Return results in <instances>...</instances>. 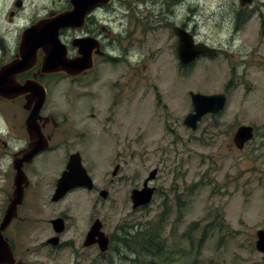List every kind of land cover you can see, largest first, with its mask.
<instances>
[{"label": "flooded vegetation", "instance_id": "obj_1", "mask_svg": "<svg viewBox=\"0 0 264 264\" xmlns=\"http://www.w3.org/2000/svg\"><path fill=\"white\" fill-rule=\"evenodd\" d=\"M234 6L229 8V14L213 21L201 17L204 4L198 0H0V161L8 157L5 206L0 221L14 189L15 166L19 165L24 174L16 217L3 231L15 261L27 264L17 250V242L7 236L18 228L46 233L39 245L49 252L66 247L72 248L75 256L83 257L81 249L98 248L94 241L85 244L96 217L87 221L76 250L73 239L62 238L68 228L67 214L55 212L52 206L68 193L73 205H86L95 187L89 170L92 163L86 161L85 154L97 147L98 136L108 139L113 148L120 144L126 147V141L120 142L123 121L114 125L112 132L106 130L118 116L124 118L123 107H135L147 97L154 108L167 110L174 106V101L171 79L164 75L180 77L181 92L193 80L191 73L197 65L218 71L212 61L226 60L230 64L232 41H216L213 33L201 28L213 25L219 32L224 26L232 32L230 35H235L239 23L246 20L242 11L248 5ZM193 49L202 51L192 61L181 63L179 58L190 56ZM259 53L243 57L239 61L241 66H226L224 73L217 72L218 88L214 92L220 95L222 103L215 113L200 118H214L217 133L222 136L215 154L219 166L222 161H230L235 168L240 163L245 165L236 175L221 177L222 185L238 188L240 184L243 194V187L255 185L259 175V179L264 177V52ZM142 59L152 60L156 64L154 71L162 77L150 79L142 75L137 66ZM162 59L170 60L164 62L166 73ZM191 91L187 89V97L182 98L185 104L190 99V111ZM85 111H89L91 118ZM240 127L245 128L242 134ZM36 145L45 147L28 156ZM75 153H79L93 185L72 186L53 200L60 179L76 159ZM113 164L119 172L122 162ZM42 194L44 200L39 205ZM48 208L51 210L47 214L36 213ZM56 218H62L64 223L60 231L55 230L52 222ZM100 222L111 245L114 234L106 232L104 222ZM261 230L264 232V215L249 235L257 238ZM253 241V248L264 257L256 249V239L250 242ZM89 264H93V258Z\"/></svg>", "mask_w": 264, "mask_h": 264}, {"label": "rangeland", "instance_id": "obj_2", "mask_svg": "<svg viewBox=\"0 0 264 264\" xmlns=\"http://www.w3.org/2000/svg\"><path fill=\"white\" fill-rule=\"evenodd\" d=\"M198 2L204 4L201 17L213 21L229 14V8L234 9V5L239 4L238 0ZM263 5L264 0H252L243 9L242 13L248 20L244 25L246 20L239 23V30L235 35L231 34L233 37L230 35L232 32L225 30L224 26L219 32L216 31L218 27L213 25L201 28L213 33L216 41L225 38L231 40L232 58L230 64L226 60L220 63L218 60L212 61L216 63L213 66L218 71H207V68L197 65L192 70L191 76L194 78L187 89L213 93L218 88L215 80L217 72L224 73L223 68L226 66H241L239 61L243 57L259 56V52H264ZM165 61L170 60H161L162 69L166 73ZM137 66L141 74L150 79L152 76L162 77L154 71L156 64L152 60L142 59ZM106 71L109 72L108 66ZM168 76L171 79L174 106L167 107V110L157 106L150 112L149 106L152 103L144 97L138 104L141 105L139 109L137 106L123 107L124 118L118 116L106 130L112 132L113 126L123 121L121 129L124 127V131L121 132L120 142L126 141V147L120 144L117 148L111 145L105 149L102 144H110V141L98 136L97 147L93 152L85 154L86 161L92 163L89 170L95 187L86 199V205H73L72 199L68 198L72 195L68 193L52 206L55 212L67 214L68 228L62 238L73 239L76 250H79L87 221L96 217L104 222V230L112 234L120 230L124 223L133 222L134 229L149 223L156 236L158 234L161 237L155 239L162 252L153 256L137 252L134 254L120 240L118 245L112 243L108 251L102 254L97 247L81 249L83 257L75 256L74 250L66 247L49 252L46 247L39 245L46 233L18 228L7 236L17 242V250L27 264H89L92 258L93 264H264V257L253 248L254 241L250 242L256 237L252 233L249 235L255 223L264 215V177L259 179L262 175H257L255 185L243 187L244 194L240 184L238 188H233L232 184H221L223 175H236L245 165L240 163L235 168L230 161H222L220 167L215 161L222 136L217 133L214 118L206 116L200 120L196 130L184 126L182 120L191 110L190 99H186V104L182 99L187 97V89L180 92V77L164 75ZM252 95L250 93L248 97ZM85 114L91 118L89 111H85ZM117 161L122 162V168L111 178L113 162ZM108 162L110 165H107ZM6 163L8 157L0 161V213L5 206L8 176ZM154 168H157L154 184L158 186V192L154 193L150 204L133 209L129 199L130 190L140 188ZM102 188L108 191L106 198L100 196L99 190ZM43 195L37 204L43 203ZM164 198L169 202L163 201ZM50 210L48 208L36 213L44 215ZM32 218L36 220L34 215ZM203 234L205 237L199 243Z\"/></svg>", "mask_w": 264, "mask_h": 264}, {"label": "water", "instance_id": "obj_3", "mask_svg": "<svg viewBox=\"0 0 264 264\" xmlns=\"http://www.w3.org/2000/svg\"><path fill=\"white\" fill-rule=\"evenodd\" d=\"M252 0H239L240 5H246L251 3ZM34 30H32V33ZM29 33L26 32L25 35ZM43 36V35H42ZM36 39V38H35ZM26 41V38H24ZM181 38V42H182ZM55 48V47H54ZM57 50V48H56ZM202 51L201 49H193L190 53V56L180 57L181 63L185 64L189 61L193 60L194 56L197 52ZM55 52V51H54ZM68 66H70L68 64ZM192 95V103H193V111L187 115L184 122L187 126L191 128L196 127V121L200 119L202 114L207 112H215L221 105L222 100L220 99V95L217 94H201L198 92H191ZM45 146H33L28 153V156H32L34 153H37ZM70 170L66 172V176L60 179L58 183L53 200L59 199L68 188L75 185H84L88 188L92 187V179L86 173L85 168L81 165L80 159L78 155H76V159L73 161V164L70 162ZM16 173L13 177L14 189L8 197L6 207L4 209L3 216L0 221V264H19L20 260L15 261L12 250L8 243L7 238L3 235V231L8 226L10 221L16 217L17 206L21 203L22 195H23V187L22 180L24 178V174L20 169L19 165L15 166ZM117 166L114 168L112 174L116 173ZM156 170L153 169L150 171L148 177L145 179L142 188H134L130 191V199L132 202V207L135 208L139 205L147 204L154 191V188L147 186V181L152 179L155 175ZM27 183V182H26ZM26 185V184H25ZM100 194L105 197L106 191H101ZM54 228L56 231H60L63 229L64 223L62 218H56L52 220ZM101 222L96 220L91 225L85 240V244H90L92 241L98 244V248L100 251L105 252L108 247V236L100 229ZM256 249L264 254V232L258 231L257 239L255 241Z\"/></svg>", "mask_w": 264, "mask_h": 264}, {"label": "trees", "instance_id": "obj_4", "mask_svg": "<svg viewBox=\"0 0 264 264\" xmlns=\"http://www.w3.org/2000/svg\"><path fill=\"white\" fill-rule=\"evenodd\" d=\"M128 239L125 241V245L133 253H142L148 255H155L161 251L160 246L156 242L155 237L161 239L160 235L154 234V228L149 224L140 232H135L133 234L127 235ZM205 235L201 236L200 242L204 239ZM162 252V251H161Z\"/></svg>", "mask_w": 264, "mask_h": 264}]
</instances>
